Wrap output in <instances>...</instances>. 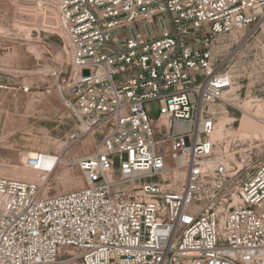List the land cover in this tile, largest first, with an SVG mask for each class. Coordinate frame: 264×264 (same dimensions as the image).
Wrapping results in <instances>:
<instances>
[{"label":"built area","instance_id":"built-area-1","mask_svg":"<svg viewBox=\"0 0 264 264\" xmlns=\"http://www.w3.org/2000/svg\"><path fill=\"white\" fill-rule=\"evenodd\" d=\"M18 1L65 39L69 146L94 141L80 190L49 194L62 160L43 152L22 157L35 179L0 176V264H264V163L244 172L213 138L221 42L264 39V0Z\"/></svg>","mask_w":264,"mask_h":264},{"label":"rangeland","instance_id":"rangeland-1","mask_svg":"<svg viewBox=\"0 0 264 264\" xmlns=\"http://www.w3.org/2000/svg\"><path fill=\"white\" fill-rule=\"evenodd\" d=\"M221 44L230 53L233 86L219 108L217 129L221 124L225 129L216 140L231 165H241L246 172L250 158L256 166L264 163V136L239 132L245 115L264 122V39L246 33L236 39L232 34ZM66 52L63 36L40 16L26 12L18 0H0V176L35 179L36 174L23 168L22 157L36 152L54 155L62 163L49 176L50 195L84 187L81 172L71 162L90 155L94 141L86 136L69 146L77 123L50 78L53 70L61 69L59 82H69ZM146 111L157 119L159 105L147 104Z\"/></svg>","mask_w":264,"mask_h":264},{"label":"bare ground","instance_id":"bare-ground-1","mask_svg":"<svg viewBox=\"0 0 264 264\" xmlns=\"http://www.w3.org/2000/svg\"><path fill=\"white\" fill-rule=\"evenodd\" d=\"M234 36L236 37V39H239L240 37L244 36V30L235 32ZM0 88H2V87L0 86ZM27 91H29V89H27ZM216 129H217V126H216ZM216 129L214 131L213 138L216 142H218L221 140V138L223 136L225 126L223 124H221L220 127L217 129V131H216ZM239 132L241 135H244V136H248L249 134H254L255 137H257V138H259V136H261V135L264 136V122L262 119L255 120L253 117H251L249 115H245L240 121ZM216 139H219V140L217 141ZM218 144L221 145L219 142H218ZM29 156L35 157V156H37V154L24 156L23 158L25 159L26 157H29ZM48 156L52 157V164H55V162H58L60 160L59 158L56 159L57 157L54 155L50 154ZM239 168H241V165H239Z\"/></svg>","mask_w":264,"mask_h":264},{"label":"water","instance_id":"water-1","mask_svg":"<svg viewBox=\"0 0 264 264\" xmlns=\"http://www.w3.org/2000/svg\"><path fill=\"white\" fill-rule=\"evenodd\" d=\"M84 76H89V72L88 71H85L84 72Z\"/></svg>","mask_w":264,"mask_h":264}]
</instances>
